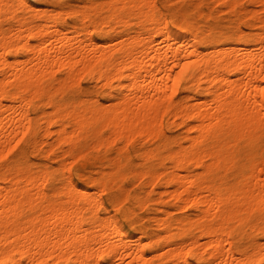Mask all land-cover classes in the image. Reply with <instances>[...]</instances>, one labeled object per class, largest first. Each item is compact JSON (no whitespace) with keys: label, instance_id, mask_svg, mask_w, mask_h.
Masks as SVG:
<instances>
[{"label":"bare ground","instance_id":"obj_1","mask_svg":"<svg viewBox=\"0 0 264 264\" xmlns=\"http://www.w3.org/2000/svg\"><path fill=\"white\" fill-rule=\"evenodd\" d=\"M18 1L0 264H264V0Z\"/></svg>","mask_w":264,"mask_h":264},{"label":"rangeland","instance_id":"obj_2","mask_svg":"<svg viewBox=\"0 0 264 264\" xmlns=\"http://www.w3.org/2000/svg\"><path fill=\"white\" fill-rule=\"evenodd\" d=\"M73 2V0H65L64 5H69ZM216 4V3H215ZM59 4H51V5H42L41 9H31V13H38V16L36 17L35 22L39 24L40 27H44L47 29V31H52L55 28V18H56V13L59 11ZM216 6V5H214ZM24 7L19 3L18 0H0V20H7L5 22L4 27H8V21L10 19H15L16 17H19V15L23 12ZM29 12V13H30ZM45 12L46 15L43 13ZM43 15V16H42ZM16 20H13L15 22ZM28 25H22L21 27H18L17 29L12 30L11 33L13 32H18V31H23L26 32ZM104 29L107 28L105 24L102 26ZM9 28V27H8ZM62 32L71 36V42L75 41V37L77 36V33L70 31L69 27L64 26L62 28ZM66 41V40H65ZM34 51L30 50L28 55H32ZM27 55L26 52L19 54L17 58L15 59L16 63H23L26 59ZM10 60H14L13 57L10 58ZM92 84V85H91ZM89 86L92 87L93 89H96V85L94 81H91L89 83Z\"/></svg>","mask_w":264,"mask_h":264}]
</instances>
